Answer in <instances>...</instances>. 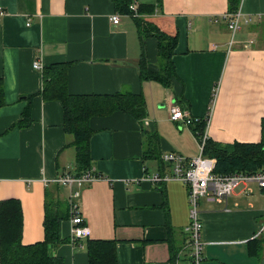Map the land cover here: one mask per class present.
<instances>
[{
	"label": "crops",
	"instance_id": "crops-1",
	"mask_svg": "<svg viewBox=\"0 0 264 264\" xmlns=\"http://www.w3.org/2000/svg\"><path fill=\"white\" fill-rule=\"evenodd\" d=\"M231 1L136 0V6L155 9L141 17L144 22L176 38L170 58L175 79L164 87L138 76L141 48L149 69H158L156 39L146 38L141 47L128 15L110 23L111 15L119 14L109 0H0V202L20 203L23 245L43 241L45 193L65 204L68 194L60 195L54 181L74 175L75 152L64 133L60 102L39 95L44 67L61 64L68 95L130 92L143 98L146 115L141 123L119 112L89 119L93 178L75 188L88 238L71 243L70 223L64 220L60 236L68 242L48 252L63 264H87L84 245L109 241L116 264H189L187 190L178 181L151 178L174 170L175 164L161 162L164 155L186 161L199 156L193 125L169 121V106L187 109L192 120L208 119L203 133L211 143L261 140L264 0ZM231 6L233 13L240 9L252 17L233 38L222 19L232 14ZM35 62L41 72L32 69ZM201 157L214 174L216 161ZM198 204L201 264H264V233L254 238L264 221L262 188L247 183L225 203L202 198Z\"/></svg>",
	"mask_w": 264,
	"mask_h": 264
},
{
	"label": "trees",
	"instance_id": "trees-1",
	"mask_svg": "<svg viewBox=\"0 0 264 264\" xmlns=\"http://www.w3.org/2000/svg\"><path fill=\"white\" fill-rule=\"evenodd\" d=\"M115 12L125 16L130 13L128 6L136 5V0H109ZM232 5L235 0L231 1ZM234 7V6H233ZM236 8L229 10L233 13ZM138 14L152 16L154 7L139 4L136 6ZM137 26V37L141 47L146 38L157 41V70H150L145 62L146 55L141 48V58L138 63L139 78L146 81L158 82L164 87H169L174 78V66L170 61L176 38L165 36L159 33L158 28L144 22L143 19H132ZM66 68L61 65L44 67L42 83L43 88L40 96L49 101L60 102L63 111L62 125L64 133L72 138L70 147L75 152L73 161V176H78L89 171L90 168V136L92 130L88 124L89 119L109 117L117 112L133 118L141 123L146 111L143 105V98L132 93H114V96H76L66 93ZM3 85L0 82V108L4 105ZM180 108V107H179ZM185 110L183 108H180ZM24 121L28 114H23ZM21 125V121L19 126ZM191 132L196 135L198 142L201 141L204 120H195ZM191 125V126H192ZM190 126V125H189ZM261 140L252 145L228 144L226 146L211 143L210 140L203 142L202 156L216 161L214 175L225 176L230 173H256L264 168V120L260 126ZM151 139L149 138V141ZM153 142V141H152ZM151 143V141H150ZM43 204V241L34 245L25 246L22 244V211L20 203L13 199H5L0 202V264H63L60 258H56L48 252L49 247L62 245L68 239L60 236L62 221H68L67 202L60 203L53 200L51 193H45ZM87 254V264H116L115 249L112 242L88 241L84 245Z\"/></svg>",
	"mask_w": 264,
	"mask_h": 264
},
{
	"label": "built area",
	"instance_id": "built-area-1",
	"mask_svg": "<svg viewBox=\"0 0 264 264\" xmlns=\"http://www.w3.org/2000/svg\"><path fill=\"white\" fill-rule=\"evenodd\" d=\"M130 10L129 14L131 19H139L144 17L142 14H138L136 10V5L131 4L128 6ZM0 14H2L0 12ZM122 15H111L109 22L115 23L117 25L119 18ZM222 19L227 23V29L232 38L235 35L234 33L240 28V24L247 25L252 21L251 16L242 15L240 9H237L235 13L232 14H223ZM32 69L35 71L41 72V66L38 62L32 63ZM168 120L176 121L183 125H192L195 120H192L189 117V111L187 109L182 110L179 107L174 106L173 104L168 108ZM205 127L208 124V119L205 121ZM203 128V131L205 129ZM201 141L198 142L199 156L183 160L175 154L164 155L160 157V160L163 164H175L174 170L169 176H164L163 174L154 175L152 178L153 182H173L178 181L181 183L187 190V204H189V223L185 227L184 233L187 234L186 246L189 248L188 261L189 264H201V254L203 246L200 242L201 240V226L202 223L200 218H198V201L202 198L209 203H225V201L232 195L235 188L238 186H244V184H254L257 188H262L264 190V172L257 171L256 173L247 174V173H230L229 175L220 176L217 174H211L209 168L205 169V163L202 161V151H203V142L206 140V134L202 132ZM205 166V167H204ZM208 166V165H207ZM90 171L85 174L78 176H69L63 175L58 180H55L54 183L57 186H63L67 189L68 202V223H70V234H71V243L76 242L77 239L88 238V232L85 227H82V221L80 215L78 214L77 209V198L79 194L77 193L76 187H80L84 183H88L92 180ZM264 233V221L260 224L258 231L254 238H258L260 234ZM253 238V239H254Z\"/></svg>",
	"mask_w": 264,
	"mask_h": 264
},
{
	"label": "rangeland",
	"instance_id": "rangeland-1",
	"mask_svg": "<svg viewBox=\"0 0 264 264\" xmlns=\"http://www.w3.org/2000/svg\"><path fill=\"white\" fill-rule=\"evenodd\" d=\"M214 101V96L212 97V100H211V102H213ZM259 171H261V172H264V168H262V170H259ZM58 188H61V189H59V193H60V195H67V192H66V190H65V187H63V186H60V187H58ZM66 192V193H65ZM64 195V196H65ZM67 201H68V195H67Z\"/></svg>",
	"mask_w": 264,
	"mask_h": 264
}]
</instances>
